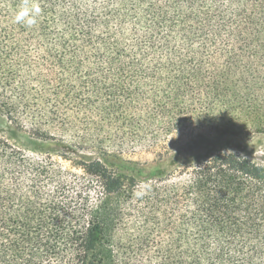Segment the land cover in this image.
Listing matches in <instances>:
<instances>
[{
  "label": "trees",
  "instance_id": "obj_1",
  "mask_svg": "<svg viewBox=\"0 0 264 264\" xmlns=\"http://www.w3.org/2000/svg\"><path fill=\"white\" fill-rule=\"evenodd\" d=\"M29 2L0 0V264H264V165L228 146L264 141V0Z\"/></svg>",
  "mask_w": 264,
  "mask_h": 264
},
{
  "label": "rangeland",
  "instance_id": "obj_2",
  "mask_svg": "<svg viewBox=\"0 0 264 264\" xmlns=\"http://www.w3.org/2000/svg\"><path fill=\"white\" fill-rule=\"evenodd\" d=\"M5 123L0 121V134H3V132H5ZM178 144H172L169 143L167 146L169 147L170 150H172L173 148H176ZM229 148L231 147L233 150H241L243 152V155L248 158L249 160L257 163V164H262L264 165V150H262V148H264V141L260 140L259 138H244V137H236V138H231L229 140L228 143ZM54 152H52V154H54V158L58 161H60V163L68 168L69 167V163L68 162H64L63 160L59 159L57 157V155H62V154H66L69 159L72 160H76L75 159V155H73L71 153L70 150H74L76 153L78 152V154H81L83 156H88L91 157L93 159L98 158L101 162H103L104 164L107 165V167L112 171V172H117V168H116V163L114 162V158L112 157H108V155H105L101 152H97L95 150H85V151H80L78 149L75 148H70L67 151L66 150H61L58 148H54L53 147ZM69 152V153H68ZM240 152V151H239ZM111 154L109 156H118V154H116V152H110ZM122 157L128 161H133V162H137L139 164H145V163H150L152 161H154V159L156 158V153L154 152H136L134 154H128V153H124L122 154ZM73 172H75L76 174H81V172L77 169V170H72ZM90 197L94 196V192L93 189H90L89 191ZM114 196H112V200H111V212L108 213L107 215L105 214V221H107V223H109V232L113 238V242H114ZM114 244V243H113Z\"/></svg>",
  "mask_w": 264,
  "mask_h": 264
},
{
  "label": "clouds",
  "instance_id": "obj_3",
  "mask_svg": "<svg viewBox=\"0 0 264 264\" xmlns=\"http://www.w3.org/2000/svg\"><path fill=\"white\" fill-rule=\"evenodd\" d=\"M40 14L41 8L39 4L35 2L30 3L29 0H23V3L18 6L14 13L13 21L16 24L31 28L37 24V18Z\"/></svg>",
  "mask_w": 264,
  "mask_h": 264
}]
</instances>
